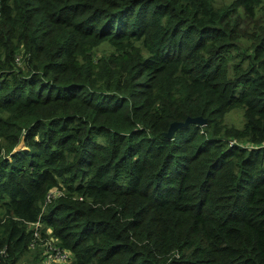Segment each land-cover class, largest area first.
Listing matches in <instances>:
<instances>
[{"label": "trees", "instance_id": "obj_1", "mask_svg": "<svg viewBox=\"0 0 264 264\" xmlns=\"http://www.w3.org/2000/svg\"><path fill=\"white\" fill-rule=\"evenodd\" d=\"M231 140L264 142V0H0V264L36 221L66 264H264V148Z\"/></svg>", "mask_w": 264, "mask_h": 264}, {"label": "built area", "instance_id": "obj_2", "mask_svg": "<svg viewBox=\"0 0 264 264\" xmlns=\"http://www.w3.org/2000/svg\"><path fill=\"white\" fill-rule=\"evenodd\" d=\"M239 144L242 147L248 149H257L264 148V142L261 144H241L237 143L235 140H231L230 144ZM61 191L57 188H54L49 191L46 196V201H50V199L55 195L59 196ZM42 224L39 221L32 222L28 224V229L32 231L31 241L28 244L29 249L34 250L36 247L41 249V260L44 264H66L70 262L71 253L67 249H62L53 244L55 239L51 236V230L48 228L45 230L46 236H43L41 233Z\"/></svg>", "mask_w": 264, "mask_h": 264}, {"label": "rangeland", "instance_id": "obj_3", "mask_svg": "<svg viewBox=\"0 0 264 264\" xmlns=\"http://www.w3.org/2000/svg\"><path fill=\"white\" fill-rule=\"evenodd\" d=\"M242 19V27L245 28L248 26L247 22L244 21L243 18ZM107 46L105 45L103 48H106ZM108 49V48H107ZM224 121L225 123H227L228 125H234L236 127H241V125L243 124V110L240 108L237 109H233L231 111H229L228 113L225 114L224 117ZM34 252V251H32ZM40 258V257H39ZM32 257L30 256V253H28V255H26L24 258H22L17 264H30L27 263L28 261H31ZM37 264H44L43 261H39Z\"/></svg>", "mask_w": 264, "mask_h": 264}, {"label": "water", "instance_id": "obj_4", "mask_svg": "<svg viewBox=\"0 0 264 264\" xmlns=\"http://www.w3.org/2000/svg\"><path fill=\"white\" fill-rule=\"evenodd\" d=\"M190 123H196L199 125H205L206 124V120L202 117H195V118H186L184 121H178V122H173L171 123L169 130L167 133H164V136L170 137L173 132L175 130H177L178 128H181L183 126H186Z\"/></svg>", "mask_w": 264, "mask_h": 264}]
</instances>
